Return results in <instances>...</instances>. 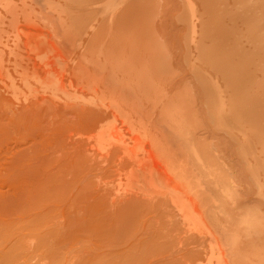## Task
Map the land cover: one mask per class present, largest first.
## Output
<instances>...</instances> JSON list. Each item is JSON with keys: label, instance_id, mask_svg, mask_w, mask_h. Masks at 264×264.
I'll return each mask as SVG.
<instances>
[{"label": "bare ground", "instance_id": "bare-ground-1", "mask_svg": "<svg viewBox=\"0 0 264 264\" xmlns=\"http://www.w3.org/2000/svg\"><path fill=\"white\" fill-rule=\"evenodd\" d=\"M26 1L0 0V98L16 123L54 106L71 130L28 188L46 222L0 220V264L33 248L49 264H264V0H172L182 29L163 0ZM78 181L79 208L56 212Z\"/></svg>", "mask_w": 264, "mask_h": 264}, {"label": "rangeland", "instance_id": "rangeland-1", "mask_svg": "<svg viewBox=\"0 0 264 264\" xmlns=\"http://www.w3.org/2000/svg\"><path fill=\"white\" fill-rule=\"evenodd\" d=\"M30 0H27L26 1V3L28 4V2H29ZM31 1H34L35 2V0H31ZM31 1H30V3L29 4H33V6L36 8V9H38L37 11H38V13H37V11H36V13L38 14V15H40L41 13H39V11L40 12H42V10H40V9H43V12H44V8H42L43 7V5L42 4H40V2L38 1V0H36V2L35 3H31ZM163 2H164V6H165V4H166V6L164 7V9H163V13L161 12V14L159 15V17H160V19H162L163 20V23H165V22H167L169 25H172V20H174L173 19V17L171 16V15H175V13H174V11H173V9H174V7L176 8V6L174 5V3L172 2V0H163ZM175 2H176V0H175ZM39 5V6H41V8H38L39 6L37 5V4ZM169 4H171V5H169ZM32 6V7H33ZM168 6V7H167ZM30 7V6H29ZM31 7V8H32ZM33 7V9H35ZM171 8V9H170ZM35 11V10H34ZM42 12V13H43ZM171 14H170V13ZM166 13L168 14H170V16L168 15V17H167V15H166ZM173 13V14H172ZM166 15V16H165ZM173 15V16H174ZM170 19H172V20H170ZM169 20V21H168ZM172 22V23H171ZM178 23V22H177ZM175 24H176V22H175V20H174V26H175ZM178 24H180V23H178ZM165 25V24H164ZM177 25V24H176ZM178 27H179V29L181 28V25H177ZM177 26H175L177 29H178V27ZM166 27H169V26H167V25H165V31H166ZM171 27H173V26H171ZM176 28H175V30H176ZM182 29V28H181ZM167 30H169V29H167ZM172 31V28H170V30H169V32H171ZM179 31L180 30H178L177 31V33H176V36L175 37H177V34H178V39H179V37H180V34H181V32L182 31H180V33H179ZM168 32V33H169ZM173 32L175 33V31H174V27H173ZM172 32V33H173ZM167 33V32H166ZM167 33V34H168ZM172 33H170V35L172 34ZM173 37H174V35H172ZM173 37H171L170 36V38H171V40L173 41ZM177 39V38H176ZM175 39V40H176ZM180 41V40H179ZM174 42V41H173ZM176 42H177V40H176ZM178 44V43H177ZM174 45H176L175 44V42H174ZM4 101V102H3ZM2 101V99L0 98V116H1V119H0V123H1V125H0V127H1V129H0V197L2 198V199H4L3 201H2V199H0V203H1V209H3V210H5V211H0L1 213H0V220L1 221H3V222H7L9 219V221L8 222H10L11 223V220H12V227L14 226L15 228H16V226H17V228L19 229L20 227H18V226H20L21 225V227L23 228L24 226H27L26 224H32L31 222H33L34 220H36V221H34L33 222V224L35 223V222H37L38 224L39 223H41V224H43L44 222H46V221H44L43 219H41V221L43 222H39V218H37L36 216L40 213L39 211H41L40 209H41V207L39 208H35V206L32 208V205L33 204H31L30 202V200H31V198H33V195L32 196H30V194H29V192L31 193V192H33V190L34 191H36V189H38V188H35V187H37L36 186V183H37V185L39 186H41V182L43 181V179L46 177V178H48V176L50 177V174L53 172H51V167L52 168H54V165H56L57 164V157H55L53 154H55V153H53V152H56V151H59L60 152V150H64L63 149V146H64V148H65V146H66V144H65V137L64 136H67L66 135V133H64V132H67V130H66V127H65V125H63V123H62V121H63V119L62 120H60L59 121V118H56V119H58V121L57 120H53L52 118H49V117H51L52 116V113H54V110H55V107L53 106L52 108H54V110L52 109V112H51V104H47L49 107H48V109L50 108V111L49 110H46V108H45V110L43 109L44 108V106H42L41 107V110H38V108L36 109V110H38L39 112L41 111V112H43L42 111V109L45 111L44 112V114H42L41 113V115H39L38 116V114L36 115V117L38 118V119H36V117L34 116L33 118H35V119H33L32 117H31V119H29L28 120V122L26 121L28 118L26 117L27 115V112H25V114H23V115H21V117H23V123L22 122H18V121H20L18 118H17V122L18 123H16L15 121L16 120H14L13 118H11V115H9V113H8V111H7V107H6V102H5V100H3ZM4 103V104H3ZM3 104V105H2ZM2 105V106H1ZM4 106V107H3ZM6 107V108H5ZM60 107V109H61V106H59ZM58 106H56V108L58 109L59 108ZM5 108V109H4ZM31 109H33L32 111H30V112H33L34 113V111H36V110H34V108H31ZM57 109H56V111H55V113L57 114L58 113V111H59V109H58V111H57ZM63 110V109H62ZM62 110H60V111H62ZM72 110H74V109H72ZM67 112H68V110H66ZM66 111L64 110V112L66 113ZM69 111H71V110H69ZM29 112V113H30ZM38 112V113H39ZM48 112L49 113H51V114H49L48 116L49 117H47V114H48ZM32 113V114H33ZM62 113V112H61ZM56 114H53V115H55L56 116ZM60 114V113H59ZM35 115V114H34ZM51 115V116H50ZM58 115V114H57ZM61 116H62V114H60ZM33 116V115H32ZM43 116H44V118H43ZM59 116V115H58ZM13 117V116H12ZM29 117V116H28ZM48 119H47V118ZM54 119H55V117L54 116H52ZM57 117V116H56ZM9 118H11L10 120H8ZM62 118V117H61ZM60 118V119H61ZM50 119L52 120V121H50ZM11 120H13V121H11ZM45 120V121H44ZM9 121V122H8ZM39 121V122H38ZM66 121V119L63 121V122H65ZM12 122L13 123H16V124H12ZM26 122V123H25ZM45 122H47L48 124H46L45 126H46V129L47 130H43L42 129V125H44V123ZM52 122H55V123H57V125H56V127H55V125L52 123ZM61 122V123H60ZM9 123H11V125H8ZM51 123L53 124V126L54 127H52V125H51ZM67 123H71V122H67ZM35 124V125H34ZM38 124H41L40 126L38 125ZM60 124H62L64 127H62V125L60 126ZM64 124H66V122L64 123ZM15 125V126H14ZM19 125V126H18ZM50 125H51V128H50ZM73 124L71 123V124H67V126H72ZM13 126H14V128H13ZM22 126V127H21ZM35 126V127H34ZM44 126V127H45ZM47 126H48V128H47ZM59 126H60V128H59ZM74 126V125H73ZM29 127V128H28ZM36 127L38 128V129H41V130H43V134H42V131L41 130H38V129H36ZM40 127V128H39ZM43 127V128H44ZM58 127V128H57ZM62 127V128H61ZM11 128V130L9 131L8 129H10ZM70 128V127H69ZM21 129H23V130H21ZM25 129V130H24ZM31 129V130H30ZM45 129V128H44ZM57 129L59 130L58 132H56V133H54L55 132V130L57 131ZM6 130V131H5ZM13 130V131H12ZM26 130H27V132H26ZM54 130V132H52ZM71 129H69L68 131H70ZM3 131H4V133H3ZM29 131V132H28ZM35 131V132H34ZM37 131H39V132H37ZM46 131V132H45ZM64 131V132H63ZM7 132V133H6ZM31 132V133H30ZM47 132H49V133H47ZM41 133V134H40ZM4 134V135H3ZM54 134V135H53ZM68 134V133H67ZM43 135V136H42ZM46 135V136H45ZM49 135V136H48ZM51 135V136H50ZM26 136V137H25ZM23 137H24V139H23ZM32 137V138H31ZM40 137V138H39ZM44 137V138H43ZM64 137V138H63ZM29 138V139H28ZM60 138H62V140H63V142H62V140L60 139ZM36 139V140H35ZM61 140V141H60ZM29 141V142H28ZM35 141H37V142H43L44 141V143H41V144H37ZM65 141V142H64ZM27 142V145L25 144ZM34 143L33 145H32V143ZM47 144H46V143ZM63 143V145H61ZM44 144L46 145V146H48V147H46V146H44ZM26 146V147H25ZM28 146V147H27ZM32 146V147H31ZM34 146V147H33ZM42 146V147H41ZM43 146H44V148H43ZM42 149H41V148ZM60 147H62V148H60ZM39 148V149H38ZM60 148V149H59ZM29 149V150H28ZM40 149L42 150V151H40ZM45 149H47V150H45ZM53 149V150H52ZM56 149H58V150H56ZM44 150V151H43ZM54 150H56V151H54ZM27 151V152H26ZM34 151H36V152H34ZM40 152V153H38V152ZM48 151H51V153L50 152H48ZM30 152V153H29ZM35 153V156H34V153ZM46 152V153H45ZM61 152H63V151H61ZM37 153V154H36ZM43 153H44V155H43ZM46 154V155H45ZM52 155L51 157H49V159H48V155ZM15 155V156H14ZM16 155H17V158H16ZM25 155V156H24ZM32 157H31V156ZM37 155H40V156H37ZM56 155V154H55ZM14 156V157H13ZM19 156V157H18ZM21 156V157H20ZM28 156V157H27ZM37 156V157H36ZM45 156V157H44ZM34 157V158H33ZM23 158V159H22ZM37 158V159H36ZM40 158V159H39ZM53 158V159H52ZM25 159H28V160H25ZM42 159V160H41ZM45 159V161H43ZM19 161L20 163V165L18 164V162L16 163V161ZM36 160V161H35ZM47 160V161H46ZM50 160H52V161H50ZM26 161H27V163H26ZM43 161V162H42ZM54 161V162H53ZM13 162V163H12ZM29 162V163H28ZM34 162H36V164L34 163ZM40 162H41V164H40ZM31 163V164H30ZM39 163V164H38ZM49 165H48V164ZM56 163V164H55ZM11 164H13V165H11ZM22 164V165H21ZM42 164H43V166H42ZM45 164H47V165H45ZM24 165V166H23ZM25 165H26V171L24 170V168H25ZM36 165V166H35ZM58 165V164H57ZM8 166H11V167H8ZM29 166V167H28ZM37 166H38V171H37ZM40 166V167H39ZM42 166V167H41ZM50 166V167H49ZM7 167L8 168H10V169H8L7 170ZM18 167V168H17ZM34 167V168H33ZM29 168H31V170H32V172H34V173H32L31 172V170L29 169ZM50 168V169H49ZM13 169H15V170H17V169H19V170H17L16 172L15 171H13ZM44 169V170H43ZM46 169L48 170V171H46ZM24 170V171H23ZM29 170V172H27ZM36 170V171H35ZM11 171V172H10ZM40 171H41V173L43 174L42 175V177H41V173H40ZM43 171V172H42ZM44 171H45V173H44ZM89 171V170H88ZM91 171H93V170H91ZM95 171V170H94ZM98 170H96V172H97ZM13 172H15V173H13ZM38 172H39V174H38ZM46 172H48V176H46L47 175V173ZM49 172H50V174H49ZM95 172V173H96ZM104 172V171H103ZM20 173V174H19ZM87 175L89 174V176L90 175H93V177L96 175L94 172H85ZM91 173H93V174H91ZM106 173V172H105ZM105 173H103V177L106 179L107 177H109L108 175L110 174L109 172V174L107 173V174H105ZM19 176H18V175ZM35 174V175H34ZM36 174H38L39 176H40V178L38 177V175H36ZM46 174V175H45ZM84 174V173H83ZM98 176H100V177H102L101 176V171H99L98 172ZM105 174V175H104ZM15 175V176H14ZM30 175V176H29ZM34 175V176H33ZM52 175V174H51ZM106 175H107V177H106ZM22 176V177H21ZM26 176V177H25ZM97 176V175H96ZM96 176H95V178H96ZM97 176V177H98ZM28 177V179L30 180H28V179H26ZM31 177H33V178H31ZM87 177L88 176H85V178H81V181L82 180H84V181H87V182H85V183H87V185L86 184H84L85 185V187H83L82 185H83V183H84V181L83 182H79V184L77 183V185H76V187H74V189H70V193H68V194H64V196L66 197V198H64V196H63V198L62 199H67L68 197V200H66V201H62L61 199V201L60 202H58L59 203V205H60V203L62 204V206L60 205H58V203L56 204V207H57V210L58 211H56V212H59L60 214H64L65 213V211L67 210L68 211V209H71V207H72V211H75L76 209H78L77 207H75L74 206V204H75V202L73 201L74 200V198L77 196V198L75 199L76 200V202L78 203H76L75 205H78L79 206V204L81 203H79V200H80V198H79V196L80 197H82L81 195V193L82 192H86V191H84V189H88V191L89 192H91V190H94L95 188H94V186H97L95 183H93L96 179H94L92 176H90V177H92L93 179H94V181H93V179L92 180H90L91 182L90 183H92V184H94V185H92V184H90L89 183V180L87 179ZM90 177H88L89 179H90ZM22 178V179H21ZM31 178V179H30ZM36 178V179H35ZM102 179V178H97L98 180H100L99 182H101L102 180H105V179ZM32 179H34L33 180V182H32ZM41 179V180H40ZM108 179V178H107ZM106 179V180H107ZM22 180V181H21ZM26 182H28V183H26ZM39 180V181H38ZM78 180H80V179H78ZM97 180V181H98ZM40 182L39 184H38V182ZM45 181V180H44ZM97 181H95V182H97ZM20 182H22V183H20ZM30 182V183H29ZM23 185V190H22V185ZM33 184V185H32ZM80 184H82V185H80ZM26 186V191H25V186ZM20 186V187H19ZM34 186V187H33ZM39 186V187H40ZM74 186H75V184H74ZM80 186L81 187H83L82 189H79L80 188ZM87 186V187H86ZM90 186V187H89ZM92 186H93V188L94 189H92ZM7 187H8V189H7ZM11 187H12V189H11ZM30 187H32V188H30ZM6 188V189H5ZM28 188L29 189H33V190H28ZM76 188H77V190H76ZM98 188H99V184H98ZM98 188H96V190L98 189ZM246 188V187H245ZM10 189V190H9ZM81 191V193L79 192V190ZM247 189V188H246ZM12 190H14V192L12 191ZM74 190H76L75 192H74ZM8 191V192H10L9 194H8V192L6 193V192ZM12 191V192H11ZM20 191H22V192H20ZM26 192V194L24 195V192ZM71 191H72V193H71ZM95 191V190H94ZM100 191V190H99ZM99 191H97V193H96V191H95V193L93 192V194H91V197L90 198H92V200H93V197H96L97 196V194L99 195V198L100 197H103V199H106L105 197H108L107 195H109V192L107 191H105L106 193H104V192H99ZM102 191H104V190H102ZM5 192V193H4ZM16 192V193H15ZM67 192H69V191H67ZM246 192V191H245ZM244 192V193H245ZM4 193V194H3ZM21 193V195L23 196V197H21V195L19 196V194ZM73 193H74V195H73ZM104 193V194H103ZM2 194V195H1ZM13 194V195H12ZM17 194H18V196L19 197H17ZM32 194V193H31ZM96 194V195H95ZM101 194H103L102 196H101ZM12 195V196H11ZM28 195V196H27ZM69 195V196H68ZM76 195V196H75ZM79 195V196H78ZM92 195H94L93 197H92ZM13 197V198H8V197ZM16 196V197H15ZM25 196H27V198L25 197ZM245 196V195H244ZM250 196V195H249ZM251 196H253V197H251ZM251 196L250 197H248V193H246V199H251V198H253V199H256L257 197L256 196H254L252 193H251ZM25 197V198H24ZM248 197V198H247ZM8 198V200H6L5 201V199H7ZM18 198V199H17ZM22 198H24V200L21 199ZM30 198V199H29ZM96 198H98V196L96 197ZM26 199V200H25ZM102 199V200H103ZM108 199V198H107ZM107 199H106V201H107ZM9 200H10V202H9ZM14 200H16V201H18L17 203H16V201L14 202H12V201ZM95 201L97 200V199H94ZM92 201V202H95V201ZM102 200H100L99 201V199H98V201H97V203L99 202V204H101V203H103V201ZM24 201H25V203H30V205L27 207V205L24 203ZM29 201V202H28ZM69 203H68V202ZM90 201H91V199H90ZM15 203L14 205H15V207H13L14 205L12 204V203ZM62 202H65V205L62 203ZM71 202H73V204L71 203ZM4 203H5V205H4ZM7 203V204H6ZM22 203H24V204H22ZM71 203V204H70ZM105 200H104V204L102 205H100V206H102V208H107V206H109V202H107L108 203V205H105ZM106 203V204H107ZM9 204H10V206H9ZM18 204H20V205H18ZM67 204L68 205H70V207L69 206H67ZM11 205H13V206H11ZM64 205V206H63ZM72 205V206H71ZM81 205V204H80ZM3 206H5V207H3ZM9 206V207H8ZM18 206H23V207H18ZM106 206V207H105ZM10 207L13 209H10ZM27 207V208H26ZM60 207H62L61 209H60ZM8 210H11V211H9L8 213H7V209ZM14 208H17L16 210L14 209ZM19 208V209H18ZM31 210H30V209ZM35 208V209H34ZM45 208V207H44ZM76 208V209H75ZM27 209H29V210H27ZM60 209V210H59ZM25 210V211H24ZM39 210V211H38ZM42 210H43V208H42ZM162 210V213H165V212H163V209H161ZM160 210V211H161ZM13 211V212H12ZM32 211H34V212H32ZM62 211H64V213L62 212ZM159 210L157 211L158 213H156L157 215L159 214V212H160ZM5 212V214L3 215V213ZM11 212V214H9ZM20 212V213H19ZM22 212H24L23 214H22V216L20 215ZM31 212V214H29ZM38 212V214H36ZM14 213V214H13ZM27 213L29 214V215H27ZM32 213H34V214H32ZM59 213H58V215H59ZM17 214V215H16ZM3 215V216H2ZM7 215H10V216H7ZM16 215V216H15ZM20 215V216H19ZM24 215H25V217L27 218V220H28V218H29V221H27V220H23V219H25V217H24ZM32 215H34L33 217H36V219L35 218H33V220H32ZM36 215V216H35ZM160 215H162V214H160ZM160 215H159V218H158V220L159 219H161L160 218ZM164 215V218H166V216H165V214H163ZM162 215V216H163ZM6 216V217H5ZM15 216V217H14ZM19 216V217H18ZM28 216H30V217H28ZM148 216V215H147ZM8 217H10V218H8ZM13 217V218H12ZM24 217V218H23ZM5 218H7V219H5ZM21 218V219H20ZM162 219V220H165V219ZM16 219V220H15ZM38 219V220H37ZM7 220V221H6ZM13 220H14V222H13ZM17 220H19L18 221V223L16 222ZM162 220H160V221H162ZM167 220V219H166ZM27 221V222H26ZM31 221V222H30ZM7 222V223H8ZM21 222H26V224H20ZM30 222V223H29ZM17 223V225L15 226L14 224H16ZM36 223V224H37ZM33 226H35V225H33ZM38 226H40V224L38 225ZM170 226V225H169ZM167 228H169V229H171V226L170 227H168L167 226ZM9 229V231H11V228H8ZM7 229V230H8ZM14 229V228H13ZM21 229V228H20ZM24 229V228H23ZM23 229H22V231H23ZM27 228H25V233L26 234H29V232H27V230H26ZM178 229V228H177ZM177 229H176V231H177ZM31 230V229H30ZM29 231V230H28ZM180 231V230H179ZM179 231H177L178 233H179ZM24 232H23V234H22V236L24 235ZM177 232H175V233H177ZM174 233V234H175ZM31 234V233H30ZM29 234V235H30ZM26 236V235H25ZM28 236V235H27ZM196 237H198V238H200V236H198V234H196ZM202 237H204L203 235H201V238ZM16 239V238H15ZM34 244V243H33ZM32 246V245H31ZM38 246H39V244H37V248H38ZM175 247H176V245H175ZM175 247H174V249H172V250H176L175 249ZM29 248V247H28ZM31 248H33V247H31ZM40 249V250H39ZM30 251L31 250H35L34 248L33 249H29ZM72 250V249H71ZM28 251V250H27ZM29 251V252H30ZM41 252L42 251V249H41V247L40 248H38L37 249V252L36 253H38V252ZM46 251V250H45ZM72 251H74V250H72ZM29 252H27L26 254V256H24L22 259H20V261H22L23 262V260L25 261L26 259L28 260V258L32 255V257H30V258H32V259H29L30 261H31V264L33 263V264H42V263H44V264H49V262H50V260L48 259V258H46V256L47 255H44L45 253H47V252H44V251H42L41 253H44V254H41V256H40V253L37 255H35V251L33 252V254L32 253H29ZM71 252V251H70ZM72 253V252H71ZM75 253V252H74ZM48 254V253H47ZM70 254V253H69ZM33 255L34 256H37L36 258H38V259H40L41 257H43V258H41V260H44V259H46V260H44V261H41V260H38V259H36L35 257L33 258ZM71 255V254H70ZM72 255H73V253H72ZM29 256V257H28ZM48 257V256H47ZM187 256H185V257H182V258H184L183 260H181L180 259V262L182 263H186V262H191L192 263V261L194 262V261H197L198 259H196V260H189V257H190V255L186 258ZM191 257H193V256H191ZM195 257V256H194ZM193 257V258H194ZM24 258H26V259H24ZM68 258H69V256H67V261H68ZM196 258H198V256L196 257ZM48 259V260H47ZM190 259H192V258H190ZM195 259V258H194ZM32 260H34V261H32ZM37 260V261H36ZM40 261V262H39ZM186 261V262H185ZM35 262V263H34ZM37 262V263H36ZM180 262H179V264H180ZM20 263V262H19ZM191 263H189V264H191ZM27 264H30V262L28 263L27 262ZM51 264H52V262H51ZM187 264V263H186ZM193 264H195V263H193Z\"/></svg>", "mask_w": 264, "mask_h": 264}]
</instances>
